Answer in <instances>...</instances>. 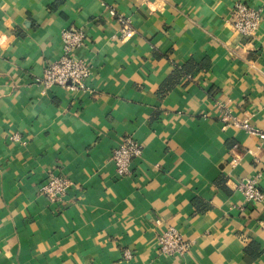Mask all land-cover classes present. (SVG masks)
Returning a JSON list of instances; mask_svg holds the SVG:
<instances>
[{"label": "crops", "instance_id": "1", "mask_svg": "<svg viewBox=\"0 0 264 264\" xmlns=\"http://www.w3.org/2000/svg\"><path fill=\"white\" fill-rule=\"evenodd\" d=\"M238 0H0V264H264V0L254 36L229 24ZM127 18L132 32L120 35ZM82 28L93 69L82 90L35 80ZM131 135L127 176L110 155ZM71 189L53 204L49 173ZM175 227L189 253L164 256ZM126 254H131L129 259Z\"/></svg>", "mask_w": 264, "mask_h": 264}, {"label": "built area", "instance_id": "2", "mask_svg": "<svg viewBox=\"0 0 264 264\" xmlns=\"http://www.w3.org/2000/svg\"><path fill=\"white\" fill-rule=\"evenodd\" d=\"M112 16H116L120 23V35L126 36L133 30L127 18L116 15L114 9L110 8ZM262 11L250 6L244 1H235L229 14V24L231 28L240 35L254 36L260 25ZM61 52L53 60L43 65L42 76L35 80L44 89L53 86H60L69 91L82 90L86 87L85 83L93 73L90 61L83 55L87 45V35L82 28H69L61 31ZM223 121L232 124L234 127L243 129L246 132L256 135L264 140V128H257L248 122V119L233 120L228 114L223 117ZM143 152L142 143L136 141L128 135L112 149L110 158L116 173L120 176H127L130 172V164L135 158H139ZM256 174L245 182H239V190L245 200L251 203L263 201L264 195L257 187ZM70 179L61 174L49 173L39 185V193L49 202L60 203L63 197L71 189ZM191 242L173 226H167L155 239L156 251L164 256L178 255L186 256L191 250ZM131 254H126L129 259Z\"/></svg>", "mask_w": 264, "mask_h": 264}]
</instances>
